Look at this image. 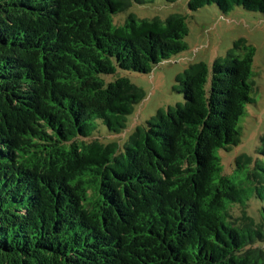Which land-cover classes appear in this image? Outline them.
Returning <instances> with one entry per match:
<instances>
[{
    "label": "trees",
    "instance_id": "1",
    "mask_svg": "<svg viewBox=\"0 0 264 264\" xmlns=\"http://www.w3.org/2000/svg\"><path fill=\"white\" fill-rule=\"evenodd\" d=\"M133 0H0V264H264V133L231 170L254 103V47L240 38L211 69L176 78L121 148L149 73L186 49V17L113 16ZM139 1V0H134ZM174 2L175 0H166ZM264 15V0H189Z\"/></svg>",
    "mask_w": 264,
    "mask_h": 264
},
{
    "label": "rangeland",
    "instance_id": "2",
    "mask_svg": "<svg viewBox=\"0 0 264 264\" xmlns=\"http://www.w3.org/2000/svg\"><path fill=\"white\" fill-rule=\"evenodd\" d=\"M189 0H139L132 1L125 11L113 16L114 26H122L129 15L138 20L158 18L165 21L169 16L180 14L186 17L188 34L184 39L186 49L170 56L154 66L149 73H136L117 69L114 74L102 75L105 85L117 78H127L141 89L145 96L134 105L126 117L125 130L120 135H110L102 127L103 143L116 142L124 146L139 126L154 116L159 109L166 110L183 103V96L174 91L176 78L192 64L204 63L211 69L216 60L226 57L233 42L244 38L254 47L252 80L256 84L254 103L245 107L239 126L242 129L240 142L229 151H220L219 156L226 169L231 170L240 154L255 156L259 137L264 133V15L235 7L222 13L215 5H207L198 11L188 10Z\"/></svg>",
    "mask_w": 264,
    "mask_h": 264
}]
</instances>
